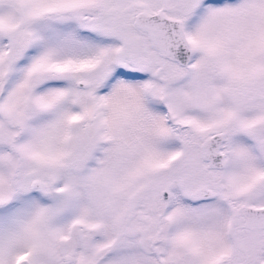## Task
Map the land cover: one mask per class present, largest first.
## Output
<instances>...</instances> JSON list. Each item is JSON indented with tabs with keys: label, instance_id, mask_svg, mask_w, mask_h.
<instances>
[{
	"label": "snow or ice",
	"instance_id": "6c2138e0",
	"mask_svg": "<svg viewBox=\"0 0 264 264\" xmlns=\"http://www.w3.org/2000/svg\"><path fill=\"white\" fill-rule=\"evenodd\" d=\"M0 264H264V0H0Z\"/></svg>",
	"mask_w": 264,
	"mask_h": 264
}]
</instances>
